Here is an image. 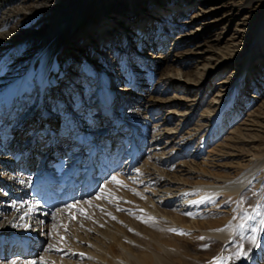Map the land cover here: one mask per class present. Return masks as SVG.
<instances>
[{
	"label": "rangeland",
	"instance_id": "374dc122",
	"mask_svg": "<svg viewBox=\"0 0 264 264\" xmlns=\"http://www.w3.org/2000/svg\"><path fill=\"white\" fill-rule=\"evenodd\" d=\"M5 3L0 0L1 5L11 8L13 18L3 31L1 30L5 36L2 35L0 41L17 43L16 52L19 58L28 60L31 57L33 65L37 64V54L43 53L49 46L57 47L61 42L62 36L58 35L57 31L59 27L67 22L76 23L69 44L59 57L62 68L58 76L60 86L57 87L60 88L50 94V100L58 103L66 99L75 105L77 110L82 107V110L94 116L99 107L96 102L99 103L97 98L102 90V76L110 81L111 90L119 96L126 95L123 96L126 101L130 98L123 104L119 100L123 105L118 108L121 113L119 119L127 127L115 136L119 140V149L109 164L110 170L106 178L98 183L94 192L86 198L88 205L82 203L83 200L71 202L67 221L59 224L56 232H44L46 238L56 240L62 251L92 256L88 251L76 249V242L82 241L81 231L83 233L79 213L85 211L83 214L86 213L92 220L99 221L96 210L105 207L116 219L117 224L113 228H117L114 233H118V227L126 225L123 216L135 214L131 208L132 203L138 198L140 202H147L151 195L157 193V171L151 163L157 157L156 153H166L163 169H166L167 179L174 183V193L184 194V188L199 190L209 189L212 185L223 186V181L228 178L250 173L251 179L236 193L237 195L226 191L213 193L208 195L205 201L213 200L205 205L200 204L199 212L188 210L189 206L185 208L188 214L198 217L203 215V221L215 218L223 221L226 227L239 223L226 244L207 239L206 235L212 231V226L193 230V244L188 246V254H198L201 258L192 262L264 264L263 63H253L254 66L249 68V79L241 91L244 99L256 93L259 98L255 103L244 108L240 116L232 122L226 118V121L219 123L218 112L215 122L199 123V116L207 111L209 104L214 100H217L214 103L216 109L224 106L221 113L232 115L234 109L228 107V110L227 104L232 99L233 92L238 91L237 83L241 81L244 74L242 69L248 61L245 52L254 45L258 23L264 19V0H10ZM86 8L88 10L85 13ZM171 10H175V13L168 19L165 14ZM136 12L144 14L143 25L150 34L144 40L143 35H140L139 25L130 22ZM121 22L125 23L124 28L117 27ZM67 28H61V32L67 33ZM103 33L106 34L102 37ZM194 35L198 36L195 42L183 43ZM152 38L156 46L150 42ZM163 53L171 58L158 61L157 58ZM172 59L178 62H172ZM165 62L175 64L177 69L182 71V80L186 84L184 87L190 88L179 91L169 86L170 81L165 76L169 72L163 66ZM21 63L16 72L25 67ZM259 66L260 68L255 70ZM38 77L39 74H36V79ZM7 80L11 82V76ZM254 81L259 83V87H256ZM124 86L128 87L130 95L117 91L116 88ZM40 88L41 86L37 85L33 102H37ZM89 101L95 102L96 106L87 107ZM162 107L166 109L164 117L162 115L163 120L169 118L168 113H173L172 121L168 125L155 116L154 111ZM36 119L37 122L40 121L38 117H35ZM74 119L78 120L77 117ZM34 123L36 122H26L21 131L17 132L16 140L20 144H28L36 137L33 130L39 124L33 125ZM79 128V132L84 130L81 125ZM167 129L170 130L169 133L165 132ZM44 132L38 130L36 139L40 142L39 145L46 143L47 147L51 145L53 149L56 148L59 152L57 157L58 154L61 156L69 153L70 149H61L60 140L59 144L55 138L49 142L50 137L56 136L57 130L54 127L52 134L48 132L50 136L44 138ZM106 135H102L101 140L111 141L112 138ZM130 139L138 143L136 145L140 152H134L135 148L130 145ZM159 141L160 143H157ZM120 149L124 151L121 160L118 158ZM28 152L24 153L26 159L24 158L22 166L28 159ZM133 152L137 161L134 166L130 164L126 168L128 163L123 161L126 155H132ZM181 162H186V165L181 166ZM84 168L85 164L80 170L84 171ZM139 173L144 176L143 183L138 177ZM111 183L115 189H109L121 200H113L107 208L103 205L102 195L106 185ZM200 194L197 192L192 196L195 198L194 203L202 200ZM9 199L13 202L17 198ZM84 216L86 219L87 216ZM102 225L105 227L104 223ZM88 230L98 234L91 226ZM166 232L169 234V231ZM86 243L88 244L84 240V247L87 246ZM177 243L183 245L186 242ZM69 244L72 247H67ZM44 251L36 252L30 258L33 262L28 261L33 264L37 260H43L46 258ZM107 256L112 258L110 253H107ZM61 257L59 264H72L77 260L68 256ZM17 260L18 257L0 256V264H13ZM20 262L19 260L18 264ZM104 263L107 264L103 261L102 264Z\"/></svg>",
	"mask_w": 264,
	"mask_h": 264
},
{
	"label": "bare ground",
	"instance_id": "6f19581e",
	"mask_svg": "<svg viewBox=\"0 0 264 264\" xmlns=\"http://www.w3.org/2000/svg\"><path fill=\"white\" fill-rule=\"evenodd\" d=\"M9 1L10 0H1L2 3H7ZM7 8L0 4V38L4 35L1 30L4 29L6 25L11 22V18H13L11 8ZM87 10L88 9L86 8L85 13ZM262 12L264 14V6ZM174 13L175 10H171L165 15L169 19ZM74 22L75 21L67 22L57 29L58 35L62 36L61 42L58 43L57 47L52 48L49 46L43 50V53L37 54L36 65H33L30 61L31 57H29L28 60L25 58H19L16 52L18 49L17 43L0 41V247L2 244L4 245V250L0 248V251H4L5 257L9 258L7 257V250L11 249V245L14 244V241H19V245H29L30 247H33L34 252H28L25 256H23L21 252L20 255H16V252L14 254L13 251L11 255L18 257L17 262L13 264H18L19 260L21 261L19 264H32L28 260L33 262V259L30 258L35 255V251L40 252L43 250H45L44 256H46V258L40 261L37 260L36 263L33 264H59V260L62 258L61 256H68L73 260L76 258V262L73 261L72 264H102L103 261L107 264H195L194 262L198 261L197 258L200 259L201 256L198 254H191L190 256L188 254L190 253L188 246L193 244L194 235L192 232H195L193 230H201L212 226V231L206 235L207 239L226 244L239 223L226 227L227 225H225L223 221L215 220V218L214 220L203 221V215L198 217L196 215L188 214L185 208L189 206L188 210H196V212H199V205H205L211 202L213 199H210L211 201L207 200L208 202H206L205 198L213 193L218 194L222 191H226V193H231V195H237L236 193L251 179L250 173H245L243 176H237L236 178H228L223 181V186L212 185L209 189L199 190H188L187 188H184L182 189L184 194L177 192L174 193V183L167 179L168 174L166 173V169H163L166 162V158L164 157L166 153H156L157 157L154 158L151 164L157 171V176L154 174L157 177L155 189H157V187L159 189H157V193L151 195L150 198L147 199V202H140L138 198L139 201L135 200L136 202H133L134 204L132 203L131 208L135 214H127L123 216L126 225L118 227V233L115 234L114 231L117 228H113V226L117 224L116 219L106 210L105 207H100L96 210V213L100 218L99 221L92 220L86 213L83 214L85 212L82 211L83 209H80L82 212L79 213V220L83 233L81 231L80 237L82 238V241L79 243L76 242V249L79 251H88L92 256L76 254L75 252L71 253L66 250L62 251V247L58 246L56 240L50 238L47 239L45 234H43L48 230H51L52 233L56 232L59 224H63L62 222L67 221L69 217H67V212L69 209L65 206L52 210L46 206V199H42V201L40 199H30L28 195L36 189V180L40 177H51V173L61 170L64 175L69 177V184L73 178L72 176L76 175V170L87 160H89V162L92 160L95 167L97 183L100 182L105 178V176L102 177V175L105 174L110 159L114 158V152L119 149L117 148L119 147V140H117V137L115 136L119 131H124L127 127V125L119 119L120 114L118 108H121L120 105L123 106L122 104L128 102L130 98H128V96L126 101L123 97L126 95H121V97L117 92L111 90L110 81L108 79L106 80L103 76L101 84L102 90H100L97 98L99 103L96 102L99 107H97L98 111L94 116L82 110V107H78L77 110L75 105L66 99L58 103H54L53 100H50V94L58 91L57 89L60 88L57 87L60 86V79L58 77L60 74L58 75L56 73V63L59 60L60 55L65 51L66 46L69 44L73 34V26H76V23ZM130 22L139 25L138 28H141L140 35H143V40L146 36L149 37L150 34L148 31L146 32L147 28L143 25L145 18L142 12L134 13ZM121 23L122 24H117V27L124 28L125 23ZM64 27H68L67 33L66 31L61 32V28L63 29ZM118 29L119 28H117V30ZM105 34L103 33L102 37L105 36ZM197 38L198 36L194 35L193 38L184 40L183 43H193ZM153 40L154 39L152 38V40L149 41L156 46V43H154ZM245 55L248 60L247 62L249 63L246 62L242 69L244 74L243 77H241V81L237 83V93L233 92L232 99L227 104V109L228 107L234 109L232 115L230 116L229 114L226 116V114L221 113V109H224V106L216 109L214 103L217 100H214L213 103L209 104L207 111L204 112L201 117L199 116V123L215 122L218 118L215 117L218 112L220 113L218 119L219 123L226 121V118L229 122H232L240 116L244 111V108L249 107L259 98L256 93H253L244 99L241 91L249 79V68L254 66L253 63L259 64L261 62L263 63L264 68V19L258 23L257 31L255 32L254 45H251L250 49L245 52ZM170 58V56L166 57L163 53L159 55L157 60L160 61ZM233 60L234 59H230L229 61ZM21 61L23 63H21ZM172 62L176 63L178 60L176 61L175 59H172ZM20 63L24 64L25 67L19 72H16V70L20 69ZM182 64L183 63H181V65ZM163 66L167 69V72H169L166 73V75L164 74L170 81L169 86H172L173 89L179 91L184 90L185 88H190L188 86L184 87L186 84H184L185 82L182 80L183 73L180 69H177L175 64H167L165 62ZM259 68L260 66L255 68V70ZM36 74H39L38 79H36ZM10 76L11 82H8L7 79ZM115 80L118 81L116 78ZM4 82L5 84H3ZM254 82H256V87H259V83H257V81ZM37 85L41 86L38 94L39 98L37 99V102H33V95L36 91ZM116 89L119 92L130 95L127 86ZM246 89L247 88L244 89V94H246ZM57 94H59V92H57ZM119 100L122 104L119 103ZM96 103L89 101L87 107L93 108L96 106ZM69 104H71V106ZM128 109H130V106L127 107L126 110L128 111ZM164 110H166L165 107L157 108L154 111L155 116H157L165 125H168L169 122L172 121L171 115L173 113H168L169 118H164L163 120L165 115ZM38 112L39 116H37ZM74 113L77 114L75 115ZM35 117H38V120L40 121L37 122ZM75 117H77L78 120H75ZM221 117L222 119H220ZM34 121L36 123L33 125L39 124V126L35 127L37 130H33V132H35L33 133L34 136L38 137V130L45 131L44 135L48 132L51 133L54 127V129L57 130V133H55L56 136L50 137L51 141L49 142L51 143L55 138L57 144H59L60 140L61 149H70L68 151L69 153H66L65 155L62 154L61 156L58 154L57 157V153L59 152L56 148L53 149L51 145L47 147L46 143L39 145L40 142H38L36 137L33 139L31 138L33 141L29 139L30 141L28 144H20V142L16 140L18 135L17 132L21 131L20 129L25 126L26 122ZM76 124L79 125L76 126ZM80 125L84 129L82 132H79ZM165 132L169 133L170 130L167 129ZM102 135L112 138L110 143L101 140ZM157 143H160V141ZM135 144L136 143H134V140L132 139L130 145L135 146ZM44 145L46 146L44 147ZM156 145L159 146L160 144ZM26 151H29L27 156L28 159L24 166H22L24 158L26 159L24 155ZM119 152L120 154H118V158L121 160L124 151H121L120 149ZM136 161L134 153V155H126L123 163H128L126 167L128 168L130 164L134 166ZM183 165H186V162L181 164V166ZM182 172L186 174L191 173L189 171ZM98 173H100V175H98L99 177L97 176ZM12 174H14L13 177ZM54 175H56V173ZM142 175V173H139L138 176L139 179H141V183L144 181V176ZM112 184L113 183L106 185L107 187H105V192L102 195V200L104 201L103 205L106 207L110 206L113 200L117 202H120L121 200L119 196H116L115 193L109 189L110 187L115 189ZM44 186V189L56 190V186L58 185L57 182L55 183L52 181V183H50L49 180H46L44 181ZM67 186L68 185L59 188H67ZM89 191L90 189H84L80 186L75 198L72 200H83L82 203L86 204V197L92 194ZM197 192L198 194L199 192L201 193L200 196L202 200L194 203L193 201L195 198H192V196ZM10 197L17 199H13L14 201L12 202L9 199ZM77 212L78 211L76 210V213ZM84 215L87 216L86 219H84ZM102 223L105 224V227H103ZM89 226L96 230L98 234L92 233V231L88 230ZM165 229L169 231V234ZM170 232H173V235ZM47 235L49 236V233H47ZM84 240L88 242V244L86 243V247L83 246ZM178 241H185L186 243L180 245L177 243ZM67 247L72 246L69 244ZM260 250L258 251L260 252ZM107 253H110L112 258H109Z\"/></svg>",
	"mask_w": 264,
	"mask_h": 264
},
{
	"label": "snow or ice",
	"instance_id": "6c2138e0",
	"mask_svg": "<svg viewBox=\"0 0 264 264\" xmlns=\"http://www.w3.org/2000/svg\"><path fill=\"white\" fill-rule=\"evenodd\" d=\"M118 183V181H116Z\"/></svg>",
	"mask_w": 264,
	"mask_h": 264
}]
</instances>
